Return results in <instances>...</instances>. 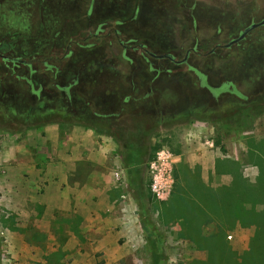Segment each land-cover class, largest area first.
<instances>
[{
    "label": "rangeland",
    "instance_id": "obj_1",
    "mask_svg": "<svg viewBox=\"0 0 264 264\" xmlns=\"http://www.w3.org/2000/svg\"><path fill=\"white\" fill-rule=\"evenodd\" d=\"M262 19L264 0H0V54L7 59L0 56V215L19 213L16 222L25 229L9 233L0 219V264H155L148 241L110 256L88 249L67 252L61 260L55 257L61 252V222L28 220L26 203L39 198L35 186L43 182L15 176L10 149L19 144L29 151L42 140L56 151L60 141L44 139L74 127L109 134L125 159L134 151L146 179L157 150L180 155L184 175L176 178V172L168 199L153 194L160 202L176 193L177 183L191 194L196 174L210 189L235 185L237 172L219 166L238 164L239 178L249 185L244 183L248 187L234 203L242 205L241 197L251 192L261 200L253 209L264 213V156L250 158V152L264 154V24L224 46ZM136 44L177 59L191 52L186 62L174 64L146 55ZM203 84L221 90L218 100L208 98ZM149 89L156 90L155 103L142 100ZM122 165L113 176L119 171L128 183ZM190 194L181 197L183 206L200 208V197ZM260 221L264 229V217ZM214 227L201 228L203 237ZM164 228L159 231L165 253L158 264H205L207 250L184 239L180 224L174 235ZM252 235L253 228L240 225L227 231L238 254Z\"/></svg>",
    "mask_w": 264,
    "mask_h": 264
},
{
    "label": "crops",
    "instance_id": "obj_2",
    "mask_svg": "<svg viewBox=\"0 0 264 264\" xmlns=\"http://www.w3.org/2000/svg\"><path fill=\"white\" fill-rule=\"evenodd\" d=\"M108 135L95 133L88 127H74L61 131V137L50 134L44 139V142L59 140L61 149L56 151L50 150L42 140L40 147L29 151L19 144L10 149L14 151L9 156L15 176L29 175L34 185L43 182L41 187L35 186L41 190L39 198L26 203L30 211L28 220L61 219L63 252L93 249L110 256L113 252L140 247L147 241L148 231L141 225L138 200L128 183L117 181L113 176L123 161L117 143ZM2 149L1 158L4 157ZM128 154L135 153L131 150ZM133 162L127 164L132 171L136 166L141 167V163ZM16 214L19 213H12L15 228L4 227L9 233L21 232L16 229ZM149 216L158 231L163 226L159 211L150 210ZM164 227L166 233L174 235L179 223L170 222Z\"/></svg>",
    "mask_w": 264,
    "mask_h": 264
},
{
    "label": "trees",
    "instance_id": "obj_3",
    "mask_svg": "<svg viewBox=\"0 0 264 264\" xmlns=\"http://www.w3.org/2000/svg\"><path fill=\"white\" fill-rule=\"evenodd\" d=\"M215 142L218 145L220 140L217 139ZM256 154L260 158L264 156L263 153H257L254 151L250 152V158ZM153 156H151L150 159ZM122 158L123 164L126 167L128 185L132 190L131 192L138 200L141 208V225L146 231H148L147 241L151 244L155 264L162 262L161 259H163L165 252L162 245L164 244V237H162L159 230H155L154 223L151 221L149 216V211L154 209L159 211V217L163 226L170 222H178L182 226L181 230L183 229V231L185 230L187 233L182 234L184 239L186 238V240L192 242L193 244L195 243L200 249L207 250L208 258L205 261V264H264V229L261 226L260 221V219L264 217V213L253 209V206L261 200H256L252 196L251 192H247L240 199L242 205L239 206L234 203L235 200H238L237 195L239 190L242 192V188H246V186L248 187L249 185V181L247 179L245 181H241L239 178V170L237 171V169L238 167L240 168V166L238 164L226 162V164H221V167L219 166V170H223L222 172H237L236 184L230 187L223 186L217 189H210L203 184L200 176L196 174V178H194V185L189 186V188L192 189V193L189 194L192 198L194 196V198L200 197L199 202H201V206L198 208L192 207L193 204L192 206H183L182 201L184 199L181 197H184L185 194L189 196V194H187V190L183 189L180 183H175V186L177 187L176 193L173 194L167 202H157V199L149 189V180L144 177L143 170L138 166H136L133 171L128 168L127 164L137 161L136 159L134 160L133 154H128L127 159L124 157ZM177 166L178 168H176ZM185 170L187 169L185 168ZM174 175H176V178H182L184 175L183 163L175 166ZM263 178L264 169L259 175V180L264 183ZM245 182L248 185L243 187ZM240 183L242 184V187L239 186L241 185ZM225 199L230 201L228 206H224L223 202ZM226 209L228 210L226 211ZM186 211L188 212L187 214L185 213ZM0 219L4 227L10 228V226L7 225L9 219L12 224L14 223L12 214L7 218L0 215ZM58 221L60 224L61 219L57 220V222ZM210 224H214V229H216L211 231V234L207 235V237H203L206 234L201 232V228L205 225L209 226ZM237 225H240L243 228H253V235L249 241L248 247L239 254L231 249L230 242L227 239V231L233 229ZM11 227H14V225ZM16 229L18 231L25 230L20 227ZM181 230L180 233H182ZM203 239L206 240V242L201 244L200 240L203 241ZM65 254L66 252H60L59 250L55 257H58L59 259L61 258L62 260ZM47 264L53 263L49 261Z\"/></svg>",
    "mask_w": 264,
    "mask_h": 264
},
{
    "label": "built area",
    "instance_id": "obj_4",
    "mask_svg": "<svg viewBox=\"0 0 264 264\" xmlns=\"http://www.w3.org/2000/svg\"><path fill=\"white\" fill-rule=\"evenodd\" d=\"M180 155L175 154L167 148L159 149L147 164V175L149 189L159 200H166L170 196L174 187V168ZM117 181H126L119 171L115 172Z\"/></svg>",
    "mask_w": 264,
    "mask_h": 264
},
{
    "label": "flooded vegetation",
    "instance_id": "obj_5",
    "mask_svg": "<svg viewBox=\"0 0 264 264\" xmlns=\"http://www.w3.org/2000/svg\"><path fill=\"white\" fill-rule=\"evenodd\" d=\"M262 20H264V19H262ZM261 20V21H262ZM260 22V21H259ZM259 22H257V23H259ZM252 24H254V23H252ZM251 24V25H252ZM251 25L249 26V27H246L239 35H238V37L242 34V33H246L245 34V36H247V34L252 30V29H254V28H252V29H250V27H251ZM261 26V25H260ZM258 27V26H257ZM256 28V27H255ZM249 29V30H248ZM244 36V37H245ZM238 37H236V38H238ZM243 37V38H244ZM236 38H234V39H236ZM242 38V39H243ZM242 39H240V40H242ZM233 40V39H232ZM239 40V41H240ZM238 41V42H239ZM230 42V41H229ZM228 42V43H229ZM120 43H122L121 41H120ZM227 43V44H228ZM237 43V42H236ZM235 44V43H234ZM122 45H123V43H122ZM226 45V44H225ZM224 45V46H225ZM124 47H127V45H123ZM217 46H220V45H216V47ZM133 48H135V47H138V48H140L141 50H143V52L144 53H146V55H149L150 57H153V58H158V57H155L153 54H155V53H153V52H151V51H149L146 47H144V45H141V44H136V45H133L132 46ZM226 47V46H225ZM192 50H195V48L194 49H192ZM190 52H191V50H187L186 51V53H185V56L182 58V59H177L174 55H172V54H168V53H164V54H162V55H165L164 57H161L162 59H167V60H169V61H171L172 63H174V64H180V63H183V62H186L187 61V59H188V57H189V54H190ZM0 56L1 57H3L4 59V61H7V59H6V57H4V55H2V54H0ZM160 58V59H161ZM203 88H204V92H206V94L208 95V98H210V99H212V100H218V92L219 91H221L220 89H214L213 87H209V86H207V85H201ZM223 86V88H224V86L225 85H222ZM148 88H149V86H148ZM146 92L147 93H145V95L144 96H142V100H145V103L146 102H148V104L149 103H151V102H156V94L157 93H155L156 92V90H152V89H149V90H146ZM158 92V91H157ZM224 92V91H223ZM67 93H69V91L67 92ZM68 95V94H67ZM65 99H66V101L69 99L67 96L65 97ZM125 99H127L128 101L127 102H129V100H130V97H126ZM148 99V100H147ZM160 100V99H159ZM69 101V100H68ZM143 107H146L145 106V104L143 103ZM74 111H75V109H74ZM148 111H150V109H148ZM165 118V111L164 110H161L160 111V121H162L163 119Z\"/></svg>",
    "mask_w": 264,
    "mask_h": 264
},
{
    "label": "water",
    "instance_id": "obj_6",
    "mask_svg": "<svg viewBox=\"0 0 264 264\" xmlns=\"http://www.w3.org/2000/svg\"><path fill=\"white\" fill-rule=\"evenodd\" d=\"M262 24H264V20L260 21L259 23H254V24H252L251 27H250V29L255 28V27H257V26H260V25H262ZM248 30H249V29H248ZM245 34H246L245 32L242 33L238 38L231 40V41H230L228 44H226L225 46H226V47H229V46H231L232 44L238 42L240 39H242V38L245 36ZM153 55H154L155 57H158V58H161V57H164V56H165V55H162V54H153Z\"/></svg>",
    "mask_w": 264,
    "mask_h": 264
}]
</instances>
